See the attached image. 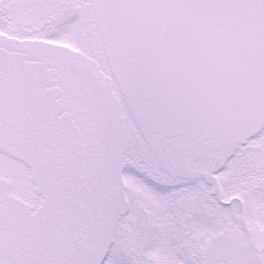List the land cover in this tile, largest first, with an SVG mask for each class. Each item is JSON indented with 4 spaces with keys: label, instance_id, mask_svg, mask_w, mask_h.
I'll use <instances>...</instances> for the list:
<instances>
[{
    "label": "snow or ice",
    "instance_id": "snow-or-ice-1",
    "mask_svg": "<svg viewBox=\"0 0 264 264\" xmlns=\"http://www.w3.org/2000/svg\"><path fill=\"white\" fill-rule=\"evenodd\" d=\"M0 264H264V0H0Z\"/></svg>",
    "mask_w": 264,
    "mask_h": 264
}]
</instances>
